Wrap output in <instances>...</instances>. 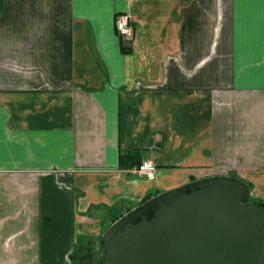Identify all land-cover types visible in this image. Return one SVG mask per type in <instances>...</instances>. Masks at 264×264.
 <instances>
[{"label":"crops","instance_id":"crops-1","mask_svg":"<svg viewBox=\"0 0 264 264\" xmlns=\"http://www.w3.org/2000/svg\"><path fill=\"white\" fill-rule=\"evenodd\" d=\"M221 164L264 203V0H0V264H74Z\"/></svg>","mask_w":264,"mask_h":264},{"label":"water","instance_id":"water-1","mask_svg":"<svg viewBox=\"0 0 264 264\" xmlns=\"http://www.w3.org/2000/svg\"><path fill=\"white\" fill-rule=\"evenodd\" d=\"M215 173L162 190L101 233L97 264H264V205Z\"/></svg>","mask_w":264,"mask_h":264},{"label":"built area","instance_id":"built-area-1","mask_svg":"<svg viewBox=\"0 0 264 264\" xmlns=\"http://www.w3.org/2000/svg\"><path fill=\"white\" fill-rule=\"evenodd\" d=\"M115 27L117 34L124 40H129L133 36L131 17L127 12H122L116 16ZM135 171L148 179H153L156 173V166L151 160H144Z\"/></svg>","mask_w":264,"mask_h":264},{"label":"rangeland","instance_id":"rangeland-1","mask_svg":"<svg viewBox=\"0 0 264 264\" xmlns=\"http://www.w3.org/2000/svg\"><path fill=\"white\" fill-rule=\"evenodd\" d=\"M223 165V166H222ZM211 168V167H210ZM209 167H205L203 169H198L194 172H192L190 174L191 178L193 177H197V176H200L201 174L203 173H226L229 171V167H225L224 164H221L220 166L216 167L215 169L214 168H211L213 169L212 171H216V172H210V169ZM255 193V191L253 192L252 191V194H251V190H250V197L253 196V194ZM254 198V196H253ZM113 217H110L108 223L110 224L111 223V220H112ZM108 224V225H109ZM86 254H84V256H80L79 259L77 258V260H79L78 262H74V264H96L99 259L101 258V255H102V252H101V249L100 247H96V248H92V249H86Z\"/></svg>","mask_w":264,"mask_h":264},{"label":"trees","instance_id":"trees-1","mask_svg":"<svg viewBox=\"0 0 264 264\" xmlns=\"http://www.w3.org/2000/svg\"><path fill=\"white\" fill-rule=\"evenodd\" d=\"M130 157H131V159H132V162L133 163H135V164H140V159H139V155H138V153L137 152H133V153H130ZM121 161H122V159L124 158L122 155H121ZM157 193V192H156ZM156 193H154V194H156ZM153 194H148L147 196H145L144 198H143V200L142 201H144V200H146L147 198H149L150 196H152ZM249 199L250 200H252V201H255V202H257L258 204H261V205H264V203L262 202V201H258V200H256L255 198H253V197H249ZM142 201H140V202H142ZM139 202V203H140ZM129 208H127L126 210H128ZM121 215V214H120ZM119 215H116V216H114L113 218H112V220H111V222H113L117 217H118ZM109 224V223H108ZM108 224L106 225V227L108 226ZM98 263V262H97ZM96 263V264H97Z\"/></svg>","mask_w":264,"mask_h":264}]
</instances>
